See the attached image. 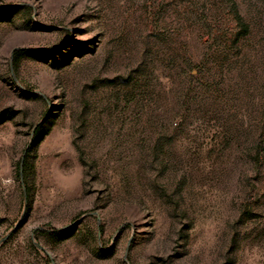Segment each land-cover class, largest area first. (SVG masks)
<instances>
[{"label":"rangeland","instance_id":"374dc122","mask_svg":"<svg viewBox=\"0 0 264 264\" xmlns=\"http://www.w3.org/2000/svg\"><path fill=\"white\" fill-rule=\"evenodd\" d=\"M0 0V264H264V0Z\"/></svg>","mask_w":264,"mask_h":264},{"label":"trees","instance_id":"16d2710c","mask_svg":"<svg viewBox=\"0 0 264 264\" xmlns=\"http://www.w3.org/2000/svg\"><path fill=\"white\" fill-rule=\"evenodd\" d=\"M230 11L232 12L233 17L236 20L238 26L236 38L247 35L250 30V25L246 22V19H244L241 13L239 12L236 1H231Z\"/></svg>","mask_w":264,"mask_h":264}]
</instances>
